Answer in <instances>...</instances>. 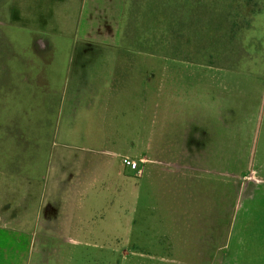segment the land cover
Masks as SVG:
<instances>
[{
  "label": "rangeland",
  "instance_id": "obj_1",
  "mask_svg": "<svg viewBox=\"0 0 264 264\" xmlns=\"http://www.w3.org/2000/svg\"><path fill=\"white\" fill-rule=\"evenodd\" d=\"M40 4L36 0H0V54L6 61L17 57L25 69L27 64H35L28 48L31 32L25 28L46 34L57 30L60 23L64 30L61 37H67V32L73 34L60 18L74 20L68 12L75 13L76 8H68L69 0H55L52 6ZM79 15L77 33L88 41L89 55L83 59L91 63L95 60L93 52L106 51L96 47H115L111 43L116 34L114 38L106 34L95 8L84 6ZM7 22L25 27H13L23 33L16 42L9 31L2 29ZM44 25L46 31L41 29ZM117 37L115 43L119 41L120 45L121 36ZM34 42L38 52L34 56L39 55L42 64L39 76L33 77L40 81L29 84L37 93L14 103L13 112L20 114L24 109L27 120L34 119L16 133L33 144L28 156L31 164L38 163L33 168H12L11 160L22 161V148L19 154L11 152L12 147L9 152L2 149L4 161L0 159V195L8 200L3 196L5 186L11 204V227L33 219V203L40 210L46 207L45 219H56L60 225L52 231V222L47 224L48 235L42 232L32 243L33 255L40 245L46 253L50 242L68 240L75 251L66 264H264V76L260 74L264 67L260 70L246 64L241 66L242 71L228 73L209 64L148 55L129 50L126 44L118 46L122 51L116 56V65L109 66L107 61L111 59L101 56L98 67H107V79L113 81L111 97L102 93V85H95L103 94L107 110L113 108L108 106L109 98H116V106L124 112V117L116 120L118 127H112L113 122L108 120L105 127L92 124L90 130H83L84 115L94 111L95 104L92 93L78 81L68 103L70 130L59 122V134L51 136L52 130L35 118L41 116L40 107H48L44 115L57 128L58 114H52L50 108H57L58 85L48 79V62L67 56L70 45L68 42L59 48L60 54L56 49L50 55L51 42V46L44 38ZM75 64L81 66L82 56ZM222 78L226 87L215 102L212 93L218 91ZM233 78L236 82L230 83ZM144 87L150 90L146 96ZM168 96L172 103L165 107ZM227 108L233 110L231 118L235 121L227 119ZM168 109L170 117L190 114L191 120H185L183 127L179 121L177 125L170 123L165 119ZM135 129L140 130L137 133ZM215 137L219 139L217 152L202 151L195 144L212 143ZM228 137L235 139V146L233 141L226 143ZM127 157L139 162L142 177L134 178L124 170ZM44 164L48 166L45 170L41 168ZM3 209L1 206L2 213ZM54 210L60 212L59 218ZM39 213L37 210L34 218L41 223ZM51 232L58 237L49 238ZM61 257L56 262L55 257L48 260L44 255V264H63Z\"/></svg>",
  "mask_w": 264,
  "mask_h": 264
},
{
  "label": "crops",
  "instance_id": "obj_2",
  "mask_svg": "<svg viewBox=\"0 0 264 264\" xmlns=\"http://www.w3.org/2000/svg\"><path fill=\"white\" fill-rule=\"evenodd\" d=\"M54 1L55 0H36L39 5H41L40 3L44 4L45 2L47 6H52ZM155 2L156 0H69L68 8H76L75 13L68 12L67 8V12L74 18V20L66 21L62 16L60 17L66 30L73 32L70 36L67 32V37L60 36V34L64 32V30L60 27V23L59 26H57V30L51 29L50 31H46L44 25L41 29H44L47 32L46 33L44 31L46 34H39L36 33L33 28L27 29L23 25L14 26L8 22L5 27H2L5 32L9 31V36L15 42L16 38H21L23 33L15 31L13 27H19L22 29L25 28L30 31L31 34L28 35V48L32 53V58L35 60V64L30 67H27V64L25 69L24 65H22V61L20 62L17 57L14 61H12V59L10 61H6L5 55L2 52L0 54V127H2L0 130V136H2V139H0V159L2 161H4L2 149L9 152L8 149L12 147L11 152H17L19 154V149L22 148V153H25L22 161L15 163L11 160V167L14 168L15 166H18L20 168H33L28 156L31 151L30 148L33 144L30 141L25 140V138H20L19 133L16 132L17 129L24 128L25 123L30 125L34 119L31 117L28 121L27 119L29 116L24 109H22L20 114H14L13 111L14 103L19 104L21 103L19 101L24 100L25 98L27 99L29 97H33L37 93L36 90L29 84V82L40 81L39 77L34 78L33 76H39L40 65L42 64L41 59L38 57L39 55L34 56V54L38 53L35 51L36 44L34 41L39 38H44L48 42L49 46H51V42L52 48L50 55L54 54L56 49L59 53V48H63V46L67 45L68 42L70 45V47L66 48L67 56L60 55L58 60L51 59L48 62L51 70L49 71L48 79L51 83L58 85V101H56L57 103H54L57 108H50V112H52V114H58L57 128L54 124H52V120L47 119L44 115L49 111L48 107H40L41 116H39L38 119L35 118V120L41 121L48 129L50 128L52 130L51 136L59 134V122L69 131L71 127V111L68 112V103L74 97L73 91L75 90L78 81H80V84H85V89L92 93L91 96L94 97L93 102L95 104L93 106V108L95 107L94 111L89 112V115H84L85 125L83 130H90L92 124L97 127L104 124L105 127L108 120L113 122L111 124L112 127H118L116 120L121 117L123 118L124 112L120 111L116 106V98H109L108 106L113 108L110 110L106 109L107 106L103 101V94L107 93L106 97H111L113 81L107 79V67H104L106 65L101 64L100 70L98 69L100 62L102 63L101 56L109 57L111 60L107 61L108 65L114 67L118 60L116 56L121 54L122 51L118 49V46H121V44L118 45L119 41L117 45L115 43V40L118 38L117 35L121 36L119 39L120 41L128 40L127 42H138L141 35H143L140 30V26L144 24L143 19L148 20L154 16ZM179 4L181 55L183 53V56L188 57V60L186 59L180 61L186 63H200L204 66L209 64L208 66L210 67L228 73H233L232 71H242L243 67L241 66L246 64H250L255 68H260V70L264 67V0H180ZM84 6H86V8L93 7L98 11L100 26L105 28L106 34H110L109 36L112 38H114L113 36L116 34V38L112 40L113 44L111 43V45L115 47H96L98 51H106L99 52L98 54H96L97 52H93L95 60L91 63H88L86 59H83L84 56L89 55L87 52L88 41L79 38V33H77L78 30H76L77 17L80 16L79 12L82 8H84ZM36 8L39 9L40 7L36 6ZM37 11L38 10H36V12ZM37 24L40 23H36L34 25ZM41 25H43V23L39 26ZM67 26L71 28L68 30ZM105 31L98 32L104 33ZM77 41L79 42V46L81 48L77 49ZM129 50H132V48ZM81 56L82 64L77 68L75 63H79ZM217 57L221 59V63L216 61ZM31 67H34V69L31 70ZM91 74H96V77L91 76ZM260 74L264 76L263 72H260ZM146 76L148 77L147 74ZM147 77L146 80H148ZM223 79L224 78L220 79L218 91L212 93L215 102L221 99V92L226 87L224 86L225 80ZM235 82L236 78H233L230 81V83ZM95 85H102L103 94H101L100 88L95 87ZM145 88L146 87L143 88V93L146 96V94L148 95L150 93V90ZM155 95L156 94L154 93V96ZM170 103H172V99L168 96L165 98V107H169L168 105ZM51 104L53 103L50 102L49 105ZM138 104L140 103L138 102ZM64 109L66 110L64 111ZM86 110L87 109H85L84 114L88 112ZM109 111L110 113H108ZM216 111H221V109L217 108ZM64 112H67L68 115H64ZM233 113L234 112L231 108H227L226 117L230 122L235 121V118H231ZM246 113H248V111ZM189 115L190 114H186V117H182L181 115L179 118H173L170 117L168 109L165 119L170 123L175 122V124L179 121L181 127H183V122L185 120H191ZM154 119L155 116H153L152 120ZM104 121H107V123H104ZM152 125H155V121ZM118 130L121 129H116V131ZM135 130L138 133L140 129ZM203 131L205 134L207 130L204 129ZM123 133L124 132H122V134ZM98 135L102 136L103 134H94L92 136ZM218 140L219 139L215 137L210 141L212 143L202 145L200 142L196 141L195 144L196 146L201 147L202 151L217 152L220 150L217 147L219 145ZM223 140L225 142V138H223ZM232 141L234 142L233 146H235L236 143L233 137L226 138L227 144ZM209 147L212 149L210 150ZM229 149L227 148V151H234V149ZM1 168L2 167L0 166V170ZM41 168L45 170L48 166L47 164H44ZM2 189L4 191L3 196L6 195L8 200H5V198L2 200V196L0 195V207L4 206V213L0 210V223L2 221L0 224V264H44V255L45 258H48V260L55 257L54 260L58 262L60 254H62L61 258L64 260L62 263H68L71 259L72 253L75 251V245L69 244L67 242L68 240L60 241L57 239L58 241L56 242H50L51 245L47 249L46 253H44L41 245L35 255L31 252L32 243L38 241L42 232L47 234L45 229H49L47 228V224L49 222H52V231L58 230V226H56V224L59 225V223L56 219H54L55 221L46 220L48 218L47 215L44 216V212L46 214L47 212L43 210L46 207L43 208L39 204L42 208L40 210L38 209V204L33 203V205L37 208H31L30 214H32L33 219H27L19 224L14 223L11 227L10 198L8 197V192H6L7 188L4 186ZM4 201H7V203L4 204ZM37 210L40 211L39 214L43 217L41 223L36 221L34 218L37 215ZM53 213H55L59 218L60 212L54 210ZM65 234L66 233L63 234V237ZM49 236H51L49 238H55L58 237V233L51 232ZM48 260L46 259V262ZM59 264L61 263L59 262Z\"/></svg>",
  "mask_w": 264,
  "mask_h": 264
},
{
  "label": "trees",
  "instance_id": "obj_3",
  "mask_svg": "<svg viewBox=\"0 0 264 264\" xmlns=\"http://www.w3.org/2000/svg\"><path fill=\"white\" fill-rule=\"evenodd\" d=\"M180 0H156L154 16L143 19L140 26L141 38L138 42L124 40L121 46L127 45L141 53L154 54L174 60H188L181 55Z\"/></svg>",
  "mask_w": 264,
  "mask_h": 264
},
{
  "label": "built area",
  "instance_id": "obj_4",
  "mask_svg": "<svg viewBox=\"0 0 264 264\" xmlns=\"http://www.w3.org/2000/svg\"><path fill=\"white\" fill-rule=\"evenodd\" d=\"M123 166L129 170L134 178H140L143 175V170L140 167V164L135 159L130 158H124L123 160Z\"/></svg>",
  "mask_w": 264,
  "mask_h": 264
},
{
  "label": "flooded vegetation",
  "instance_id": "obj_5",
  "mask_svg": "<svg viewBox=\"0 0 264 264\" xmlns=\"http://www.w3.org/2000/svg\"><path fill=\"white\" fill-rule=\"evenodd\" d=\"M30 163H31V162H30ZM34 163H38V162L35 161ZM34 163H32L31 166H36V164H34ZM123 167H124V166H123ZM125 169H126V168L124 167V170H125ZM126 172H127V169H126ZM121 173H122V172H121ZM41 179L44 180V179H45V176H42ZM56 226H58V228H59V225H58V224H56Z\"/></svg>",
  "mask_w": 264,
  "mask_h": 264
}]
</instances>
